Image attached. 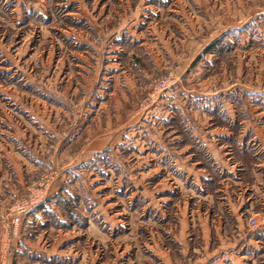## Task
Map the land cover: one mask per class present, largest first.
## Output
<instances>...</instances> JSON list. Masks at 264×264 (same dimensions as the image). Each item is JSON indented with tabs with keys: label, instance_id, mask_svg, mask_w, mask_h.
Listing matches in <instances>:
<instances>
[{
	"label": "rangeland",
	"instance_id": "rangeland-1",
	"mask_svg": "<svg viewBox=\"0 0 264 264\" xmlns=\"http://www.w3.org/2000/svg\"><path fill=\"white\" fill-rule=\"evenodd\" d=\"M161 146L180 172L160 167ZM0 161L17 195L0 190V264L19 248L17 262L36 264L15 227L29 246L78 257L46 264H163L153 244L168 264H203L221 244L213 235L201 251L192 226L222 212L214 227L231 236L219 200L264 174V0H0ZM198 172L205 185L187 179ZM38 206L47 222L32 216L24 232ZM240 212L247 237L264 226ZM182 232L183 245L166 235ZM243 253L264 264V247Z\"/></svg>",
	"mask_w": 264,
	"mask_h": 264
},
{
	"label": "crops",
	"instance_id": "crops-1",
	"mask_svg": "<svg viewBox=\"0 0 264 264\" xmlns=\"http://www.w3.org/2000/svg\"><path fill=\"white\" fill-rule=\"evenodd\" d=\"M204 148L206 149V151L209 153V158L211 160V162L215 163L216 165L218 164V166L216 167H219L220 169H223L221 168L219 165V162H222V160H220V157H219V154H218V151L213 147V146H204ZM161 152H158V155L160 154V167H173V170L174 172H180V162H179V159H177L175 156L171 155L170 153L168 157H166V148L165 146H161V148H159ZM238 150H240L239 152L241 153H245L244 149H243V146L241 148V146L238 148ZM167 158V159H166ZM191 162V161H190ZM193 162V161H192ZM8 166H12L14 167L15 166V161L12 159L8 160ZM195 164V162H194ZM192 163V165H194ZM237 167L239 168V172L241 171V174L245 173V168L243 167L242 168V164L240 162V164H237ZM258 164H253V168H255ZM261 165H258V167H260ZM2 167L1 165V161H0V168ZM216 167L214 168V170H216ZM226 169V167H224ZM231 170H229L227 172V174L225 173L224 177L225 178H229L231 173H233L234 169H232V167H230ZM252 168V170H253ZM214 170H210V172L214 173ZM238 170H235L238 172ZM255 170V169H254ZM253 171H250V175L253 179L255 180H258L259 183L256 184V182L252 185V187L250 189H245L243 191H238V193L236 194V196H231L229 195L228 192L224 193V195L222 196V200H219L220 201V205L221 207H223L225 209V213L224 215H226L228 218H230L231 222L233 224H231L230 228L231 230L233 231V234H231V236L229 235L228 237L223 234L221 235L220 233V230L217 229V226L216 228L214 227V222L215 220L217 219H214L215 217L217 218H220V219H223L222 215L223 213L221 212V214L219 216L217 215H211L207 217L206 213H204V217L201 218V216H199V221H198V224L197 225H193L192 227H196V232H198L197 234H193L192 236V239L193 237H200V250L203 251L205 248H209L210 246L213 245V242L216 241V239L218 241H220V244H221V250L220 252H216V254L214 253V255H209L210 253H212V249L210 250L211 252H208V251H203L204 252V258L202 259V257L198 258V259H195L194 262L196 263L197 261H199V263H203V264H222L223 262H233V264H242V261H244L246 259L245 257V254L243 253V249L246 246H249L251 247L252 249V255L255 256V253L254 252H258V251H261V249H263L264 247V226H260L259 229H257V231L253 232V234L249 235L248 237L246 236V230L244 228V226L242 225L241 223V217H240V214H241V210H244L246 208H251L254 212V214L256 215H261L262 213L264 214V186L261 188V182L264 181V174L261 175L260 171L261 170H255V172ZM168 173V172H167ZM184 174V172H182ZM14 174V173H13ZM186 174V173H185ZM196 177H194V176ZM190 174L188 173L187 174V179H190V182L191 183H194L193 181H195L196 185L197 182H199V180H201V182L205 185V181H206V178H203L204 177V174L201 173V172H198V173H195V174ZM240 175V174H239ZM14 178L17 180L16 183L20 181V177L17 176V175H13ZM169 178L171 179V182L173 183L175 181V177L172 176L171 173H168L167 175H164L163 176V179L162 181L165 180V178ZM206 177V176H205ZM222 177V178H224ZM238 177V176H237ZM199 178V179H198ZM231 178L234 179V177L231 175ZM196 179V180H195ZM198 179V180H197ZM5 180V177L1 176L0 177V190L2 191V193L8 197V198H15L17 195H16V192H15V189H14V186H8V185H1ZM239 181V179H237ZM161 181V182H162ZM197 181V182H196ZM210 181L208 178H207V182ZM222 181V180H221ZM207 184V183H206ZM247 191V192H246ZM200 192H204V191H200ZM56 193V192H55ZM189 194L193 195V192L192 191H189L188 192ZM53 193L49 194V196H52ZM209 193H206L203 198H208L210 201V203L212 204V201H213V198H212V195L210 197V195H208ZM200 195L202 194H199L197 195L198 198H201ZM196 197V195H195ZM57 198V196H55V199ZM38 203V202H37ZM33 205V204H31ZM178 207V206H177ZM26 208L28 209V206H26ZM179 209V207H178ZM24 210V209H23ZM30 210V208H29ZM28 210V211H29ZM32 212H28V213H32V214H28V216L26 217V220H25V226L23 229H24V232L28 231L27 229H32L33 227H36L35 225H37L35 222L38 220V222H40V225H44L45 221L47 222V220H43V214L41 217H39L40 213H42V209L38 206L37 208L35 207L34 210L31 209ZM44 213V212H43ZM32 216H34L35 218V222H33V218ZM208 219L209 221L206 223H204L203 220H200V219ZM35 223V224H34ZM34 225V226H33ZM39 225V224H38ZM218 225V224H216ZM227 223L224 222V227L223 229L227 228ZM213 227V229H212ZM17 229V227H15ZM180 228H181V225H180ZM14 230L13 231V238H14V243L16 246H19V247H22V246H28L29 249H31V254L32 255H35V260L34 262L36 264H38V262H42V264H46V262L48 261H51L55 256H59L61 259H66L69 257H71L72 259H75V260H78L77 256L75 255H70V254H62V252H50V251H46V250H42V249H38V248H35L33 246H29L27 244H25V234H19L18 232L16 233V231L18 230ZM184 230L185 228H181V230ZM0 231H3V228H2V224L0 223ZM216 233V234H214ZM6 234V233H4ZM18 235V237L16 238V236ZM21 235V236H20ZM166 235L169 237V240L173 241L174 245L177 244V245H183V242L184 241V233H179L178 235H171V234H168L166 233ZM213 235L216 237V239L214 240L213 238ZM0 248H1V242L3 243V241H5V235L1 236L0 237ZM7 242L9 241V237L7 236ZM214 240V241H213ZM186 241V240H185ZM190 241V239H189ZM160 242V241H159ZM14 245V244H13ZM154 249L152 250V253H153V256H156L157 259L160 260L161 263L163 264H168L170 263V258L168 256V253L166 252V250L162 249L160 246H156L154 245ZM33 248V249H32ZM212 248V247H210ZM207 252V253H206ZM56 254H60V255H56ZM21 251H20V248L18 249V254H15V258L13 257H10V261L7 262V264H29V263H19L17 262L18 260H20L21 258ZM30 254L28 256V258H30ZM77 257V258H76ZM258 258V255L255 256ZM253 258L251 260V263L252 264H256V261L258 262V260H256L257 258ZM261 258V257H260ZM219 259V260H218ZM40 260V261H39ZM188 261H192V260H188ZM76 262V261H75ZM74 263V261H73ZM198 263V262H197ZM2 264H4V261H2ZM31 264V263H30ZM34 264V263H33ZM75 264V263H74ZM77 264H80L77 262Z\"/></svg>",
	"mask_w": 264,
	"mask_h": 264
},
{
	"label": "built area",
	"instance_id": "built-area-1",
	"mask_svg": "<svg viewBox=\"0 0 264 264\" xmlns=\"http://www.w3.org/2000/svg\"><path fill=\"white\" fill-rule=\"evenodd\" d=\"M14 222L17 223L18 220L15 219ZM247 222H248V225L251 226V227H258V226L261 224V222L258 221V220H257L255 217H253V216H249Z\"/></svg>",
	"mask_w": 264,
	"mask_h": 264
}]
</instances>
